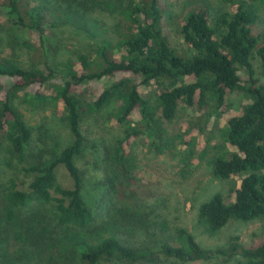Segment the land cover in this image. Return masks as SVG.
Returning <instances> with one entry per match:
<instances>
[{"label": "trees", "instance_id": "obj_1", "mask_svg": "<svg viewBox=\"0 0 264 264\" xmlns=\"http://www.w3.org/2000/svg\"><path fill=\"white\" fill-rule=\"evenodd\" d=\"M219 1L229 9L218 17L209 0L186 1L176 23L186 47L179 50L166 31L170 12L163 0H0V231L7 234L5 241L0 237V246L6 245L7 257L12 256V237L25 249L29 246L32 255L45 248L58 258L73 256L79 264H155L158 256L182 263L224 259L264 264V238L248 246L235 236L226 247L203 248L186 227L173 229L159 215H150L153 209L134 188L142 182L135 175V142L166 149L175 138L168 129L179 111H195L200 116L187 117V129L180 134L184 146L195 148L200 143L196 130L204 137L216 115L225 120L221 136L229 159L215 157L212 174L223 181L240 180L230 192L231 204L216 194L199 207V220L214 234L233 219H264L259 12L256 0ZM98 14L115 19L111 31ZM59 28L94 42L67 61L53 63L57 47L49 39ZM101 29L113 38H102ZM20 47L31 52V63L21 60ZM230 96L241 99L238 108L228 103ZM21 106L31 111L51 107L64 119L70 141L57 156L26 162L32 130ZM100 115L123 136L103 150L105 166L97 187L104 205L97 211L84 193L78 159L86 147L82 121ZM60 166L71 188L59 181ZM137 232L147 242L132 246L129 239Z\"/></svg>", "mask_w": 264, "mask_h": 264}, {"label": "rangeland", "instance_id": "obj_2", "mask_svg": "<svg viewBox=\"0 0 264 264\" xmlns=\"http://www.w3.org/2000/svg\"><path fill=\"white\" fill-rule=\"evenodd\" d=\"M187 0H163L169 8V17L166 31L171 40V44L176 49H185L181 37L178 34L176 23L178 16L182 13ZM213 17H218L222 12H226L229 7L219 0H209ZM255 4L259 12V20L255 26V32L264 41V0H256ZM98 20L109 29L114 27L115 19L107 14H98ZM103 28V29H104ZM102 38H113L109 33H103ZM50 43L57 47L51 53L50 60L53 63H62L73 56L75 50L87 48L94 41L76 30L59 28L53 31L50 36ZM27 39V37H26ZM48 41V43H49ZM21 48V47H20ZM6 54L10 49L3 48ZM20 58L25 64L31 63V52L26 48L19 51ZM258 69L259 60L257 56L254 60ZM154 97V95H153ZM228 103L234 109L241 104V99L237 96H230ZM28 126L32 130V144L28 150L27 160L29 163L39 161L41 158L50 160L57 156L70 141V134L66 122L54 114L51 107L39 111H31L27 107L21 106ZM200 115L194 112L179 111L175 122L169 126L168 133L175 137L171 144L164 150H158L150 142L137 141L132 146L133 156L137 164L135 175L142 182L136 185L135 191L138 193L140 201L145 202L153 209L152 215H159L162 220H166L173 229L179 226L186 227L196 241L206 249H218L226 247L232 237H239L245 245H251L255 240L264 238V219L245 223L238 220H230L229 223L217 233L211 234L199 220V207L210 201L216 194H222L226 204H231L233 198L230 192L239 183L240 178L232 180H219L213 176L212 160L218 156L229 159V149L224 148L221 131L225 128V120L216 118V115L207 124V131L201 137L198 130L197 136L200 139L199 145L194 147L184 146L180 134L186 131L184 124L187 117L197 119ZM181 123L183 125L181 126ZM82 131L86 137V147L83 154L78 159V166L81 168L84 179V193L93 209L98 211L101 203V187L97 183L102 178V169L105 166V156L103 150H108L114 146L116 140L123 136L122 129L107 121L105 115L87 116L82 121ZM210 133V137H208ZM178 135L180 138H177ZM208 141L206 153H202L205 142ZM197 143V140H196ZM59 181L68 188L72 187L71 179L64 167L57 169ZM100 212V211H99ZM154 214V215H153ZM7 234L0 231V237L5 241ZM12 256L5 255L4 248L0 246V260L3 264H79L73 256L58 258L57 254L51 255L44 248L39 254L32 255L29 246L26 249L12 238ZM131 245L145 244L146 238L141 232H137L133 239H129ZM6 243V242H5ZM26 253V254H25ZM29 253V256H28ZM155 264H234L235 260L225 262L224 259H214L208 262H179L175 259H165L162 256ZM112 264V263H102ZM119 264V263H117ZM123 264V263H122ZM138 264H150L148 262ZM154 264V263H153Z\"/></svg>", "mask_w": 264, "mask_h": 264}]
</instances>
